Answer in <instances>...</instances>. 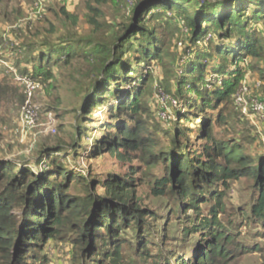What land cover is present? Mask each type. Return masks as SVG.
Listing matches in <instances>:
<instances>
[{
	"label": "trees",
	"instance_id": "1",
	"mask_svg": "<svg viewBox=\"0 0 264 264\" xmlns=\"http://www.w3.org/2000/svg\"><path fill=\"white\" fill-rule=\"evenodd\" d=\"M95 1L101 4L105 0H85L86 23L93 32L105 33L102 39L76 38L74 28L79 17L61 6L58 12L70 27L67 24L58 43L45 40L39 45L28 76L52 77L53 67L71 64L78 57L92 59L94 73L80 114L91 119L92 109L107 104L106 117L99 122L103 135L93 140L92 155L108 152L130 160V154L140 152L149 170L161 163L162 174L151 182L153 194L171 192L185 204L184 214L193 210L181 221L182 235L199 238L193 239V249L187 243L184 252L164 255L150 250L156 237L149 231V221L155 212L135 199L136 185L130 173L127 177L110 174L101 182L104 193L99 194L93 180H84L63 164L68 145L59 142L39 151L44 160L40 171L0 159V264H36L35 251L47 240L62 239L71 231L75 236L71 239L75 244L73 256L80 264H125L120 235L127 231L134 233L136 240L135 253L141 260L136 264H229L228 258L234 256L229 246L237 249L238 241L232 221L225 225L219 217L225 211L223 191L228 180L253 177L258 195L247 217L264 222V155L254 166L255 160L245 153L244 144L219 136L215 125L226 122L224 109L219 106L232 102L241 85L244 74L238 62L250 58L253 68L264 74V41L256 25L264 24V0H137L128 23L109 25L101 20V9L93 6ZM171 12L182 18L189 45L199 48L193 57L187 52L178 65L166 52L161 31L162 24L170 22L167 14ZM210 58L218 59L211 67L217 75L213 83H207L206 78ZM153 60L163 62L165 74L171 73L175 79L174 99L188 107L186 113L207 108L216 111L213 120L204 117L200 134L193 140L188 126L176 123L171 129V145L158 152L153 148L159 144L147 128L149 106L145 97L151 75L144 70ZM110 97L114 101L108 103ZM186 113L180 120H190ZM84 128L75 126L71 151L81 148V136L90 131ZM74 181L83 186V195L69 193ZM199 199L203 203L214 201L206 214L201 212Z\"/></svg>",
	"mask_w": 264,
	"mask_h": 264
},
{
	"label": "rangeland",
	"instance_id": "2",
	"mask_svg": "<svg viewBox=\"0 0 264 264\" xmlns=\"http://www.w3.org/2000/svg\"><path fill=\"white\" fill-rule=\"evenodd\" d=\"M136 1L105 0L101 4L95 1L93 6L101 9V20L108 25L128 23ZM199 1L203 2V0ZM61 6L67 12L75 13L79 17L74 28L77 32L76 38L100 41L105 35V33L93 32L86 23L88 10L85 0H0V159L40 171L43 167L41 162L44 161L39 153L41 148L63 142L68 145L67 158L63 164L74 172H79L84 180H93L99 194L104 193L101 182L110 174L127 177L126 175L130 173L136 185L135 199H138L141 206L155 212L154 219L149 221V231L156 237L154 243L149 246L150 250L157 249L164 255L173 251L184 252L187 243H191L190 247L193 249V239L199 238V235L192 234L185 238L182 235L184 226L181 221L194 211L189 209L184 214L185 204H182V200L171 192L161 196H155L152 192L151 182L154 176H160L164 170L161 163L149 170L147 160L141 159L140 152L130 154V160L119 159L114 153L108 152L92 155L93 140L103 135L99 129V122L106 117L107 112V104L92 109L89 113L91 119L83 118L79 111L81 101L92 82L94 73L92 59L78 57L73 59L71 64H63L59 68L53 67L50 70L52 77L31 76L35 83L29 102L33 116L24 110L25 91L17 77L32 72L37 56L34 51L43 41L58 43V37L67 29V24L70 27L66 17L58 12ZM167 15L170 22L162 24L161 31L164 35L166 52L174 57L175 64L178 65L183 62L182 58L188 56L187 52L190 51L191 54L190 56L187 53L188 57H193V51L199 48L193 44L189 45L185 38L186 27L181 21L182 18L172 15V12ZM174 25L177 27L173 28ZM256 25L264 41V24L260 22ZM83 43L80 46H83ZM202 45L205 44H199L203 47ZM214 59L208 60L210 67L208 66L206 70L207 83H213L217 79V75L211 70L214 63H218V59ZM165 60L164 63H167ZM161 63L163 62L153 60L144 70L151 75L145 97L149 106L147 128L155 143L159 144L153 148L154 152L169 148L171 129L176 123H184L188 126L191 131L189 137L193 140L200 134L205 123L204 117L209 116L213 120L216 113L211 108L204 111L196 110L195 114L186 113L188 107L179 104L176 105L178 108H173L165 102L164 100L174 98L175 79L170 76L171 73L165 74ZM253 63L250 58L238 62L244 76L232 102L219 106V109H224L226 122L216 124L215 132L225 139H234L240 144L243 143L245 153L255 160L253 165L256 166L259 156L264 155V106L261 105L260 108L255 106V103L256 105L262 103L264 99V74L255 70ZM192 97L197 99L196 96L192 95ZM238 97H243V100L237 101ZM113 101L110 97L108 103ZM165 106L168 114L163 118L161 112ZM179 109L184 110L178 111ZM183 113L188 114L190 120H180ZM77 124L90 131L81 136L79 151L73 152L69 148V143L75 136ZM227 184L223 191L225 211L219 214V217L225 225L232 221L234 225L232 231L238 241L237 249L236 246H229L231 255L234 256L228 258V263L264 264V222L247 217L250 205L255 202L258 195V189L254 187V178L241 176L236 180H228ZM222 189L219 187V190ZM82 192L83 186L74 181L69 193L83 195ZM199 201L203 214H206L210 204L214 203L213 200L212 203H203L201 199ZM74 237L71 231L62 239L47 240L41 250L35 251L38 255L36 264H80L79 259L73 256L75 244L71 239ZM120 239L123 240L124 263L141 262L135 253L134 233L130 231L121 233Z\"/></svg>",
	"mask_w": 264,
	"mask_h": 264
},
{
	"label": "built area",
	"instance_id": "3",
	"mask_svg": "<svg viewBox=\"0 0 264 264\" xmlns=\"http://www.w3.org/2000/svg\"><path fill=\"white\" fill-rule=\"evenodd\" d=\"M17 80L23 85L24 91H25V93H24L25 94L24 110L26 111V113L30 114V116H33V112L31 111V106L29 105V102H30V99L32 98V95H33V90H34L35 83L32 81V78L30 76H28V75L18 76ZM236 100L241 102L243 100V97L242 98L238 97V98H236ZM164 101L168 102L169 105L171 107H173V108L177 107L176 105L179 104L174 98H170L168 101L167 100H164ZM261 105L264 106V99H263L262 103H259L257 105L255 103V106L257 108H260ZM166 114H168V109L165 106L164 109L162 108L161 116L163 118H165Z\"/></svg>",
	"mask_w": 264,
	"mask_h": 264
}]
</instances>
